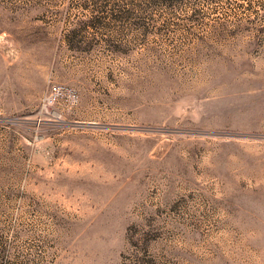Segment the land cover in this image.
Listing matches in <instances>:
<instances>
[{"label": "rangeland", "instance_id": "obj_1", "mask_svg": "<svg viewBox=\"0 0 264 264\" xmlns=\"http://www.w3.org/2000/svg\"><path fill=\"white\" fill-rule=\"evenodd\" d=\"M0 264H264V0H0Z\"/></svg>", "mask_w": 264, "mask_h": 264}, {"label": "built area", "instance_id": "obj_2", "mask_svg": "<svg viewBox=\"0 0 264 264\" xmlns=\"http://www.w3.org/2000/svg\"><path fill=\"white\" fill-rule=\"evenodd\" d=\"M69 92L73 95V97H75V93L73 90L70 91L69 89L64 88V86L58 84L52 85L49 94L45 98L46 105L58 101L65 93H69Z\"/></svg>", "mask_w": 264, "mask_h": 264}]
</instances>
